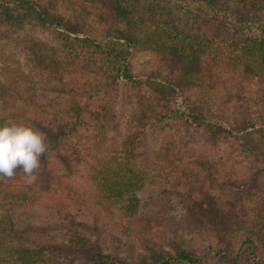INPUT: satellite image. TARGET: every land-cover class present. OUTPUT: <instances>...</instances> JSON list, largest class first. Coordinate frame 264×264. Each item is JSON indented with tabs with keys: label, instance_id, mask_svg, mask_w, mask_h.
I'll return each mask as SVG.
<instances>
[{
	"label": "rangeland",
	"instance_id": "374dc122",
	"mask_svg": "<svg viewBox=\"0 0 264 264\" xmlns=\"http://www.w3.org/2000/svg\"><path fill=\"white\" fill-rule=\"evenodd\" d=\"M6 1L14 0H0ZM34 1L40 2L54 15L88 27L90 37L103 49L99 53L81 47L67 50L58 39L57 30L41 29L32 23L20 27H0V123L13 120L31 124L44 132L47 143L51 135L59 136L53 149L49 148L42 156L40 167L35 171V180L29 182L19 169L14 170V175L6 181L9 189L18 192L17 195L28 193L34 196L31 199L35 201L22 203L18 199L5 198L0 186V219L8 222L9 218L15 229L27 238L29 247L43 246L47 253L61 254L67 264H99L103 256L136 263L149 257L153 253L151 249L177 256L176 245L180 248L179 252L190 253L199 252L208 244L215 246L218 242L216 227L214 229L211 223L208 225L207 219L203 220L207 230L200 234L180 227L182 238L176 240L173 235L176 225L173 222H182L186 215L185 207L200 198L232 204L239 217L251 219L245 193L250 192L257 200H264V155L255 153L258 154L256 157L251 150L244 149L241 138L250 134L255 140L260 139V132L264 130V82L258 83L252 76L240 81L239 77L228 72L222 75V79L214 81L215 102L218 104L210 121L217 120L224 128L230 129V133L219 131L211 134L205 127L184 121L151 122L144 126L142 138L133 149L135 160L139 162L142 156H151L161 145L169 143L175 154H189L187 163L194 165L191 175L183 184L154 166L134 195L135 212L132 216L122 213L133 200L130 194L124 195L109 211L103 210L96 181L91 175L92 166L115 152L113 150L119 157L125 156L123 142L133 125V116H137V94L148 91L150 94L149 77L170 80L172 75L160 66L154 52L146 48L130 49L127 62L132 79L121 77L113 85L115 91L110 102L114 121L102 140L95 135L86 113L72 129L55 122L54 118L63 117V111L73 99L86 112L96 109L106 98L108 79L118 74L108 54L110 50L104 49V44L109 42L107 37L112 36L106 17L108 0H68L75 2L72 5L59 1L53 5L54 8L45 1ZM121 1L138 17L154 18L176 27L185 35L226 41L243 39L246 35H264L261 30L264 14L252 8L250 0ZM73 5L74 10L69 7ZM215 9H221L222 13L214 14L211 10ZM223 13L230 17L226 20L220 18ZM30 40L44 41L59 50L60 58L70 65L55 75L38 72L40 67L35 65L28 49ZM110 46L115 50L122 47ZM101 57L108 60V65H102L105 61H101ZM6 66L33 80L36 99L45 103L46 111L41 119L32 107L30 109L15 100L6 87L7 77L3 73ZM170 102L182 111L191 105L179 95ZM242 124L246 128H242ZM219 171L239 177L222 180ZM63 188L66 192L68 188L78 198L85 196L89 199L86 204L88 209H83L84 214L77 213L63 201L60 196ZM162 216L170 219L166 224L169 227L150 241L149 235H152L155 223L151 227L148 222L151 218L160 219ZM243 252L238 253L240 260L228 255L224 260L218 259V264H239V261L241 264L253 256L264 262V246L256 251L257 256L251 248Z\"/></svg>",
	"mask_w": 264,
	"mask_h": 264
},
{
	"label": "trees",
	"instance_id": "16d2710c",
	"mask_svg": "<svg viewBox=\"0 0 264 264\" xmlns=\"http://www.w3.org/2000/svg\"><path fill=\"white\" fill-rule=\"evenodd\" d=\"M42 1L48 3V6L52 8L59 1H64L69 5L75 3L68 0ZM250 6L264 14V0H250ZM69 7L75 9V5ZM106 8V17L112 36L107 37L109 42L104 44V49L110 50L108 54L113 59V65H115L118 74L112 75V79H108L105 85L106 98L97 105L96 109L86 112L73 99L69 107L63 111V117L57 116L54 119L55 122L72 129L86 113L96 132L95 135L102 140L104 133L114 121L113 105L110 102L113 97L111 95L115 91L113 85L118 79H122L121 77L127 80L132 79L127 62L130 49L146 48L156 54L160 66L168 70L172 78L158 80L159 78L156 76H151L147 82L150 94L149 91L137 94L138 111L135 112L137 116L135 118L133 116V125L131 124L132 126L128 129L129 133L125 135L123 142L125 156L119 157L117 151L113 150L115 152L99 159L95 166L91 165L94 169L91 175L96 181L95 186L103 210L109 211L124 195L130 194L133 195V200L122 213L132 216L135 212L134 202L136 199L134 195L140 189L148 171L154 166L159 168L164 175H170L183 184L187 182L186 178L190 177L194 167L191 163H187L189 159L187 152L177 155L169 143L161 145L160 149L151 156L145 155L139 162L136 161L133 149L137 146V141L142 138V128L151 122L165 124L170 121H184L205 127L210 130L211 134H217L219 131L230 133L231 130L224 128L217 120L210 121L218 104L215 102L214 81L222 79V75L228 72L229 75L239 77L240 81L244 77L252 76L258 83L264 82V35H246L243 39L230 41L213 40L201 36L185 35L176 27L154 18L138 17L121 0H108ZM211 11L214 14L222 13L221 9ZM227 17L230 16L223 13L220 18L226 20ZM28 23L45 30H57L58 39L67 50L81 47L99 53L103 49L90 37L91 31L88 27L68 20L64 16L48 12L40 2L34 0L0 2V27L9 25L20 27ZM261 30L264 33V27ZM112 44L122 47L115 50L110 46ZM28 49L35 65L40 67L38 72L55 75L59 73L60 69L70 65L68 61L60 58L59 50L57 51L44 41L30 40ZM68 56H70L69 53ZM101 61H105L102 62V65H108L107 59L101 57ZM3 73L7 77L6 87L11 90L14 99L26 104L30 109L32 107L41 119L40 116L46 111L45 103L36 99L33 80L22 76L21 72L9 66L4 68ZM177 95L191 103L186 111L178 110L174 106L175 104H171L170 100L173 101ZM242 126V128H246L243 124ZM260 133V139L255 140L250 134L241 138L242 147L251 150L253 153L251 151L250 153L256 157L258 154L264 155V130H261ZM58 137L57 134L50 136L49 142H46L48 149H53ZM219 175L222 180H234L239 177L237 174H229L226 171H219ZM9 178L0 177V186L6 195L3 197L12 200L18 199L22 203L33 199V195L28 193L17 195L18 192L9 189L10 185L6 182ZM66 189L68 192L64 188L60 190L63 201L72 206L77 213L84 214L83 209H88L86 204L89 199L85 196L78 198L68 188ZM245 198L248 210L252 214L251 219L239 217L232 204H221L213 198H200L191 201L185 207L186 215L182 222H173L176 224L173 235L176 240H179L182 238L180 227L186 228L190 233L194 231V233L200 234L207 230L203 224V220L207 219L208 225L211 223L213 228L216 227L214 229L218 242L215 246L208 244L199 252L190 253L179 252L180 248L176 245L177 256H168L165 255V252L151 249L153 253L149 257L152 259L149 260V257H146L136 263L103 256L99 264H218V259L224 260L228 255H234V260H240L238 253H242L247 248H251L257 256L258 252L256 254V251L264 246V200H257L250 192L245 193ZM95 215L98 216L97 213ZM7 221L0 219V264H67L61 254L57 256L47 253L43 246L29 247L27 238L15 229L9 218ZM169 222L170 219L167 216H162L160 219L151 218L148 225L151 226L155 223V230H151L150 241L156 237L157 233H164V230L169 227L166 226ZM115 223L119 222L115 221ZM243 253L245 256L248 255L246 252ZM250 259L241 264H264V262L256 260L255 256Z\"/></svg>",
	"mask_w": 264,
	"mask_h": 264
},
{
	"label": "clouds",
	"instance_id": "9594fccd",
	"mask_svg": "<svg viewBox=\"0 0 264 264\" xmlns=\"http://www.w3.org/2000/svg\"><path fill=\"white\" fill-rule=\"evenodd\" d=\"M48 150L44 132L28 123H0V177H12L21 169L29 182L36 179L41 158Z\"/></svg>",
	"mask_w": 264,
	"mask_h": 264
}]
</instances>
